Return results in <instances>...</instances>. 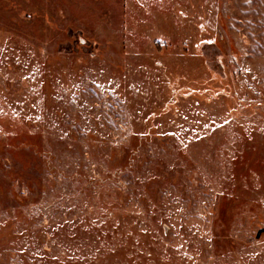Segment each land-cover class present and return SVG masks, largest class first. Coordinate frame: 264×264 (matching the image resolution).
I'll return each mask as SVG.
<instances>
[{"label": "rangeland", "instance_id": "1", "mask_svg": "<svg viewBox=\"0 0 264 264\" xmlns=\"http://www.w3.org/2000/svg\"><path fill=\"white\" fill-rule=\"evenodd\" d=\"M0 264H264V0H0Z\"/></svg>", "mask_w": 264, "mask_h": 264}]
</instances>
